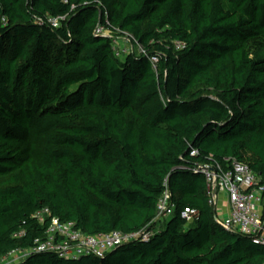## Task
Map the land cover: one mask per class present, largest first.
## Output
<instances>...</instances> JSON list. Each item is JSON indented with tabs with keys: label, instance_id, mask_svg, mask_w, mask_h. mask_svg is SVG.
Returning <instances> with one entry per match:
<instances>
[{
	"label": "trees",
	"instance_id": "obj_1",
	"mask_svg": "<svg viewBox=\"0 0 264 264\" xmlns=\"http://www.w3.org/2000/svg\"><path fill=\"white\" fill-rule=\"evenodd\" d=\"M119 33L142 51L118 57ZM227 159L264 185V0H0V264L53 217L139 237L16 264H264L209 204L197 168Z\"/></svg>",
	"mask_w": 264,
	"mask_h": 264
},
{
	"label": "built area",
	"instance_id": "obj_2",
	"mask_svg": "<svg viewBox=\"0 0 264 264\" xmlns=\"http://www.w3.org/2000/svg\"><path fill=\"white\" fill-rule=\"evenodd\" d=\"M97 31L110 35V31L101 27ZM113 50L118 57H124L129 53L120 55L115 38ZM153 62H156L155 58ZM192 154L196 155L198 151L193 150ZM227 162V167L215 161L199 165L197 168L205 176L209 204L217 211L219 202L226 198L225 217L219 216L224 227L251 235L257 242L264 243V185L260 184L259 175L246 163L237 159H227ZM176 207V204L171 202L170 193L167 190L158 204V218L168 219L175 212ZM48 214L49 210L44 209L38 211L36 217L44 222ZM199 215V210L196 208L187 207L181 211V217L188 223L196 221ZM138 237L137 233L125 234L120 231L88 235L77 229L74 222H62L58 217H53L46 232V239L37 240L35 247L28 253L53 251L65 258H79L91 254L102 257L108 251Z\"/></svg>",
	"mask_w": 264,
	"mask_h": 264
},
{
	"label": "rangeland",
	"instance_id": "obj_3",
	"mask_svg": "<svg viewBox=\"0 0 264 264\" xmlns=\"http://www.w3.org/2000/svg\"><path fill=\"white\" fill-rule=\"evenodd\" d=\"M115 42L117 44V49L120 52V55H124L126 52H135V53H139L142 51V48L140 45H133L132 39L128 36V34H122L119 33L118 35L115 36ZM227 205V201L226 198L222 199L219 202V208H218V215L223 218L225 217V212L227 210L226 208ZM164 224L161 223V226ZM28 255V251H15L12 254H10L9 256L5 257L2 261L1 264H16L21 262L22 260H24L26 258V256Z\"/></svg>",
	"mask_w": 264,
	"mask_h": 264
}]
</instances>
